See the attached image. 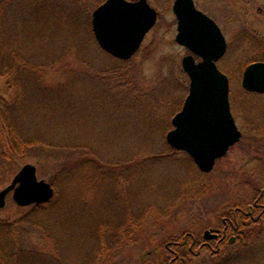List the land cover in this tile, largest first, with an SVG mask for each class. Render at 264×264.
<instances>
[{
  "label": "rangeland",
  "instance_id": "1",
  "mask_svg": "<svg viewBox=\"0 0 264 264\" xmlns=\"http://www.w3.org/2000/svg\"><path fill=\"white\" fill-rule=\"evenodd\" d=\"M103 1L8 5L5 52L27 67L20 76L27 98L20 101L0 77V190L26 163L54 188L39 205H17L9 192L0 208V222L16 221L18 264H147L167 235L211 225L226 206L252 202L264 185V133L250 128L264 120V95L240 86L253 52L238 34L241 26L264 33L263 0H195L224 28L228 48L218 66L230 77L242 131L207 173L165 140L189 84L181 66L187 51L174 40V0H147L158 18L127 60L100 48L91 31V12ZM34 78L48 86L29 103ZM1 110L11 113L20 137L48 146L11 150ZM247 230L251 247L228 264H264V217ZM204 256L195 264H208Z\"/></svg>",
  "mask_w": 264,
  "mask_h": 264
},
{
  "label": "water",
  "instance_id": "2",
  "mask_svg": "<svg viewBox=\"0 0 264 264\" xmlns=\"http://www.w3.org/2000/svg\"><path fill=\"white\" fill-rule=\"evenodd\" d=\"M172 10L178 22L175 40L201 60L195 62L191 55L182 58V68L190 79L189 90L171 119L173 128L165 139L171 147L188 152L197 167L207 172L241 135L230 111L228 77L216 66L226 41L219 26L192 0H174ZM156 18L155 8L146 0H104L91 13V29L104 51L128 59ZM259 65L264 66L254 62L244 70L242 83L249 91L264 92V73ZM10 191L13 201L21 206L43 203L54 193L51 183L37 177L32 163L22 165L0 190V208Z\"/></svg>",
  "mask_w": 264,
  "mask_h": 264
},
{
  "label": "flooded vegetation",
  "instance_id": "3",
  "mask_svg": "<svg viewBox=\"0 0 264 264\" xmlns=\"http://www.w3.org/2000/svg\"><path fill=\"white\" fill-rule=\"evenodd\" d=\"M192 1L197 9L214 20L225 38V53L216 61L217 67L224 72L218 66L219 60H222L228 48L224 28L220 25L219 21L212 13L207 11L195 0ZM258 12L264 13V0L263 5L258 6ZM177 25L178 22L176 19V32L174 40L178 32ZM238 31V34L242 35L241 37L244 41L246 40V42L251 44V51L253 52L251 60L249 59L250 61H247L241 70L240 86L246 93L264 95V92L247 90L244 88L242 83L244 70L249 64L254 62L264 64V33H259L260 31H257L255 28L254 33H252L247 26H241ZM178 45L184 47L187 51L184 55H191L195 61H199L201 59V57L193 50L188 49L181 44ZM258 68L262 73H264V66L259 65ZM224 73L228 77L230 87V77L226 72ZM261 79H264L263 75ZM230 110L233 114L235 123L241 132L239 137L240 140L242 131L235 118L236 114L234 102L231 98ZM262 119L263 118H261V120L257 119L256 124H254V126H250L251 130L256 131L258 134L264 133L262 132L264 131V120ZM262 170L264 171V169L258 170V174L261 178H264V172H262ZM232 206L228 205L224 210L218 212L217 216L214 218L215 221L211 225L202 229L198 226H191V228L178 230L175 233L167 235L165 238L166 240H164V250H161V252L157 251L158 253L156 254V257L147 264H195L194 258H200L202 253L205 255L202 262L207 261L208 264H228L236 259V257L240 255L241 251L244 250L243 248L251 247V245L247 243L249 239L248 236L251 234V231H248L247 229L251 227L254 231L256 229V224L264 217V185H261L257 189V195L252 202H242L241 204H235ZM196 223L198 222L196 221Z\"/></svg>",
  "mask_w": 264,
  "mask_h": 264
},
{
  "label": "trees",
  "instance_id": "4",
  "mask_svg": "<svg viewBox=\"0 0 264 264\" xmlns=\"http://www.w3.org/2000/svg\"><path fill=\"white\" fill-rule=\"evenodd\" d=\"M10 4L11 0H0V77L6 75L10 87L13 88V90L16 89L18 93V99L20 101H24V99L27 98V82L26 80L24 81L21 77H23L22 73L24 70H27V67L24 66L23 61L17 59L19 56L14 55V53L5 52L7 42L9 40L7 35V10L8 5ZM34 66L38 67L37 65ZM34 83L35 88L33 86L32 89L33 95L29 98V100L27 99V102L29 101V103L31 100H33L32 98H40V95L37 96L40 88L47 89L48 86L47 84H42L41 86V84H38L39 80H36L35 78L33 84ZM39 100L40 99H38V101ZM1 112L4 127L6 128L8 138L10 140L11 150H14L15 152L21 151V145L34 147L42 144L43 146H48L47 144H43V142L38 138L27 140V138L20 137L18 135V131L14 126V119L12 118L11 113L8 115V113L4 112V110H1ZM51 147H54V145H52ZM15 225L16 221L0 222V264H18L19 258L22 259L23 254L20 255L22 249L19 247Z\"/></svg>",
  "mask_w": 264,
  "mask_h": 264
}]
</instances>
